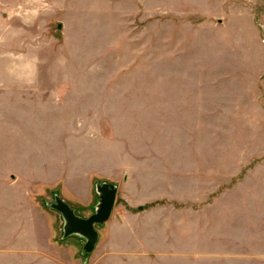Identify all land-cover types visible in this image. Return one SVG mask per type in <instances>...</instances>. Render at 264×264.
<instances>
[{
    "label": "rangeland",
    "instance_id": "rangeland-1",
    "mask_svg": "<svg viewBox=\"0 0 264 264\" xmlns=\"http://www.w3.org/2000/svg\"><path fill=\"white\" fill-rule=\"evenodd\" d=\"M0 264H264V0H0Z\"/></svg>",
    "mask_w": 264,
    "mask_h": 264
},
{
    "label": "water",
    "instance_id": "water-1",
    "mask_svg": "<svg viewBox=\"0 0 264 264\" xmlns=\"http://www.w3.org/2000/svg\"><path fill=\"white\" fill-rule=\"evenodd\" d=\"M100 191V203L94 214L82 217L74 213V210L61 198L57 197L52 207L59 210L65 218V233L80 232L86 237V251L92 250L98 238V231L94 228L95 223L104 222L111 214L116 197V186L103 183L98 187Z\"/></svg>",
    "mask_w": 264,
    "mask_h": 264
}]
</instances>
